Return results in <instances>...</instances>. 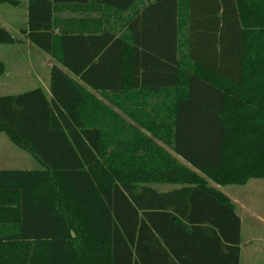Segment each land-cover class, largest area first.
I'll use <instances>...</instances> for the list:
<instances>
[{"label": "trees", "instance_id": "obj_1", "mask_svg": "<svg viewBox=\"0 0 264 264\" xmlns=\"http://www.w3.org/2000/svg\"><path fill=\"white\" fill-rule=\"evenodd\" d=\"M139 1L29 0L20 33L63 67L49 93L0 96V132L39 165L0 169V264H239L216 185L264 178V0H149L129 41L107 18Z\"/></svg>", "mask_w": 264, "mask_h": 264}, {"label": "crops", "instance_id": "obj_2", "mask_svg": "<svg viewBox=\"0 0 264 264\" xmlns=\"http://www.w3.org/2000/svg\"><path fill=\"white\" fill-rule=\"evenodd\" d=\"M17 1H18L17 3H14L8 0H0V26L6 27L14 35L17 33L18 29L22 30L27 26V18H28L27 9H28L29 0H17ZM145 4H149V0H140L137 3V5H135L134 9H128L125 15H121L122 16L121 18H119L118 16H116V14H114L113 17L107 19L109 20L110 24H112V27L118 32V34L126 32V34H128V39L130 41L131 34L129 33L130 32L129 20L134 16L142 15V12L145 8ZM79 14L80 11L77 12L75 9H72L67 6L65 7L63 6L61 10V15L60 12H58L57 16L60 15L63 16L64 18L67 16L80 17ZM94 15L97 18H99L101 16V12L95 10ZM181 28H183L182 23L180 26V30ZM180 35H181L180 40L182 41V35H183L182 31L180 32ZM20 38L22 39L21 42H16L18 44L14 43L16 44V48L14 50L12 49L15 52L17 51L15 57L13 58L14 60L11 58H9V60L4 59L6 55L0 57V62H3L5 65V70L0 75V82L19 84L20 77L21 75H23L24 81L22 83L26 82L27 78L30 77L29 82L31 83L33 82V84L29 85L26 89H24L25 85L23 86L5 85L6 86L5 93H0V96L18 94L38 87H43L49 93L52 67L54 65L63 67V65L60 63L58 58L44 52L35 44H33L30 40H28L26 37L22 36ZM14 44H0L3 45L0 47H6V45L8 46ZM21 49H23L28 54L29 62L27 66H25V68L19 64L20 61L18 59V52H20ZM74 78L79 83L82 84L79 78L77 77ZM114 108L123 115L126 114L123 111H121L119 108L117 107ZM125 119L128 121V128H129V123H132L135 127H138L134 123L133 119H131L128 116V114H126ZM141 130L143 132L146 131L144 128H141ZM149 135H151V133H149ZM153 138L156 140V137ZM33 159L35 160L34 157ZM35 166H36L35 168L39 166L37 161ZM8 168H10V163L8 159L5 157L4 153H1L0 169H8ZM158 187L162 191H167L168 189L171 188V186L168 185H160ZM216 187L230 199L231 203H233L235 207L237 214L241 218V243H240L239 264H264V261L262 262L257 261L259 257L264 259V211L262 214L261 212H257L256 210L250 209V207H248L247 204H245L242 200L238 198V194L235 191L233 193L231 189H226L227 186L216 185ZM201 205L203 206L204 209L207 210L209 208H212L213 203L210 206L206 203L205 204L199 203V204H195L194 206H197L199 209H203ZM198 211L201 212V210ZM250 212H252L251 214L252 216H248ZM247 218H251L252 220L251 219L246 220ZM246 221L249 222L255 221L257 223H261L262 225L260 229L255 230L253 232L250 230V227H245L244 224ZM223 255H224L223 252L216 250V248L213 250V253L210 252L207 254H201L199 252L198 255L191 258L189 264H225V262L220 260V258Z\"/></svg>", "mask_w": 264, "mask_h": 264}, {"label": "rangeland", "instance_id": "obj_3", "mask_svg": "<svg viewBox=\"0 0 264 264\" xmlns=\"http://www.w3.org/2000/svg\"><path fill=\"white\" fill-rule=\"evenodd\" d=\"M21 29H18L17 33L15 34L16 37H22V34L20 33ZM18 44V43H16ZM16 44L14 45H6V47H0V57L3 55H6L4 59L11 58L13 59L17 53V51H13L16 48ZM3 46V45H0ZM13 49V50H12ZM18 59L20 61V65L25 68L27 66L29 60H28V54L25 52L23 49L18 52ZM14 60V59H13ZM14 77V76H12ZM24 81L23 75L20 77V82L18 83H3L0 82V93H5V85H10V86H24V89H26L29 85L33 84V82L30 81V77L27 78V81L22 83ZM101 94H96L99 98L102 97ZM103 99V97L101 98ZM104 102L107 104L109 103L105 99H103ZM147 134H149L148 131ZM157 144L168 148L169 147L163 143L162 141L158 140L156 138L155 141ZM170 150V149H169ZM4 153L5 157L8 159L10 163V168L8 169H34L36 166V161L33 159V157L17 146L14 142H12L8 136L4 132H0V154ZM4 168V167H2ZM164 185V184H160ZM158 185V186H160ZM167 187V186H166ZM226 189H231V191L234 193V191L238 194V198L242 200L245 204L250 207V209L256 210L257 212H261L263 214L264 211V178H255L251 179L247 184L245 185H229L226 187ZM252 212L249 213L248 216L251 215ZM251 218H247L246 220H249ZM252 220V219H251ZM246 221L245 222V227H250L251 231H255L260 229L261 223H257L255 221ZM258 262L264 261L261 257L257 260Z\"/></svg>", "mask_w": 264, "mask_h": 264}]
</instances>
